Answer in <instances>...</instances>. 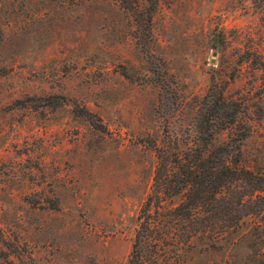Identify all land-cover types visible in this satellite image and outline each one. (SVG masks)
<instances>
[{"label": "rangeland", "instance_id": "374dc122", "mask_svg": "<svg viewBox=\"0 0 264 264\" xmlns=\"http://www.w3.org/2000/svg\"><path fill=\"white\" fill-rule=\"evenodd\" d=\"M148 3L0 0V264H127L148 142L185 149L213 78L242 103L214 143L245 132L227 159L264 174V0H156L147 33ZM255 220L180 264H264Z\"/></svg>", "mask_w": 264, "mask_h": 264}, {"label": "trees", "instance_id": "16d2710c", "mask_svg": "<svg viewBox=\"0 0 264 264\" xmlns=\"http://www.w3.org/2000/svg\"><path fill=\"white\" fill-rule=\"evenodd\" d=\"M155 1L137 9L144 15L147 33ZM140 32L138 28L139 38ZM145 51L150 57V50ZM150 69L157 73L155 81L168 103V87L163 82L167 72L152 65ZM241 111L242 103L213 78L198 102L194 135L185 149L167 130L161 143L148 142L156 164L150 191L138 210L127 264H180L194 240L203 239L210 246L241 229L246 217L257 220L239 237L250 235L264 247V174L227 159L246 134L242 132L236 144L234 135L224 146L214 143L220 132L235 130Z\"/></svg>", "mask_w": 264, "mask_h": 264}]
</instances>
